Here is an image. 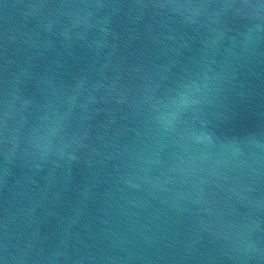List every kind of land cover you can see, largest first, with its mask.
Wrapping results in <instances>:
<instances>
[{
  "label": "water",
  "instance_id": "1",
  "mask_svg": "<svg viewBox=\"0 0 264 264\" xmlns=\"http://www.w3.org/2000/svg\"><path fill=\"white\" fill-rule=\"evenodd\" d=\"M0 264H264V0H0Z\"/></svg>",
  "mask_w": 264,
  "mask_h": 264
}]
</instances>
